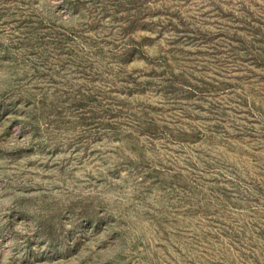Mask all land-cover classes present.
Returning a JSON list of instances; mask_svg holds the SVG:
<instances>
[{
    "label": "rangeland",
    "instance_id": "1",
    "mask_svg": "<svg viewBox=\"0 0 264 264\" xmlns=\"http://www.w3.org/2000/svg\"><path fill=\"white\" fill-rule=\"evenodd\" d=\"M0 264H264V0H0Z\"/></svg>",
    "mask_w": 264,
    "mask_h": 264
}]
</instances>
